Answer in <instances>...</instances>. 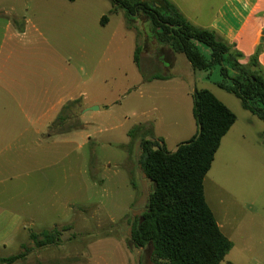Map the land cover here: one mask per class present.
<instances>
[{
  "label": "rangeland",
  "instance_id": "obj_1",
  "mask_svg": "<svg viewBox=\"0 0 264 264\" xmlns=\"http://www.w3.org/2000/svg\"><path fill=\"white\" fill-rule=\"evenodd\" d=\"M260 5L264 9V0ZM111 6L109 0H0V59L15 52L17 59L32 60L34 72L79 75L80 113L66 111L65 120L51 131L80 125L81 135L93 139L78 141L72 149L59 144L67 170L73 156L76 169L80 158L78 175L75 171L74 178L67 174L59 178L64 199L76 204L70 219L48 228L59 230V241L38 248L29 236L21 243L14 235L0 242V257L26 251V259L15 264H154L150 247L137 249L130 242L153 182L140 165L143 136L131 141L129 132L151 121L144 124L145 136H159L168 150H175L197 130L191 97L195 88L211 91L237 117L205 178L207 201L217 221L258 220L259 226L252 228L257 241L264 242V120L218 86L222 79L218 69L194 70L183 54L158 43L145 15L132 22L125 12L109 15ZM263 13L258 18L260 43H254L257 34L250 23L236 49L243 64L258 55L264 72ZM103 16L110 19L106 25L101 23ZM9 22L26 28L21 31L25 33L13 38L6 31ZM137 46L141 69L134 63ZM156 74L176 77L143 83L144 76ZM47 146L51 150V142ZM40 228L31 229L39 233Z\"/></svg>",
  "mask_w": 264,
  "mask_h": 264
},
{
  "label": "trees",
  "instance_id": "obj_2",
  "mask_svg": "<svg viewBox=\"0 0 264 264\" xmlns=\"http://www.w3.org/2000/svg\"><path fill=\"white\" fill-rule=\"evenodd\" d=\"M109 1V15L125 12L132 22L145 15L157 33L158 43L183 54L194 70L218 69L222 76L218 86L238 97L245 110L264 120V72L258 55L248 64L241 63L243 55L235 44L214 30L193 25L170 0ZM108 21L109 17L103 16L101 23L106 25ZM140 53L137 46L134 63L139 69ZM144 79L149 82L166 77L156 74ZM192 99L198 131L175 151L168 150L162 138L152 133V138L145 136L148 131L144 125H136L129 132L131 141L143 136L140 165L153 182L147 208L133 226L130 242L137 249L150 247L154 264H221L233 247L206 200L204 182L237 117L207 89L195 88ZM63 120L62 114L58 121ZM59 236V230L54 228L31 232L29 238L41 248L57 243ZM26 256L25 251L0 257V264H15Z\"/></svg>",
  "mask_w": 264,
  "mask_h": 264
},
{
  "label": "crops",
  "instance_id": "obj_3",
  "mask_svg": "<svg viewBox=\"0 0 264 264\" xmlns=\"http://www.w3.org/2000/svg\"><path fill=\"white\" fill-rule=\"evenodd\" d=\"M170 1L193 25L214 30L235 45L246 25L251 23L252 31L257 34L254 43H260L262 36L258 18L264 12L260 5L262 0ZM23 28L9 22L6 31L12 33L13 38H20L25 33H21L26 29ZM13 55L15 52L6 59H0V242L16 235L22 243L32 232V227L40 226L41 230L56 227L73 215L76 204L71 199H64L59 178H65L66 174L74 178L75 171L78 175L80 158L76 169L73 156L72 166L67 170L64 164L66 156L63 149H59V144H67L72 149L78 141L86 143L93 139L81 135V127L78 126L51 131L56 122H61L58 118L66 111L80 113L77 110L80 108L78 99L81 94L77 90L80 76L72 73L68 76L40 74L34 72L31 59H17ZM162 76L166 79L153 81L167 82L176 77ZM153 81L146 82L143 78V83ZM192 94L193 91L191 97ZM195 126L197 130L188 140L198 131L196 121ZM50 142L51 150L47 146ZM217 223L233 245L221 264H264L261 251L264 250V242L257 241L258 235L252 228L259 226L258 220L222 219Z\"/></svg>",
  "mask_w": 264,
  "mask_h": 264
}]
</instances>
